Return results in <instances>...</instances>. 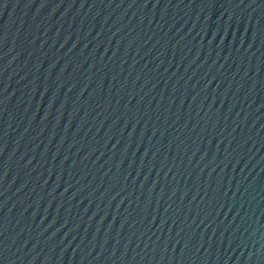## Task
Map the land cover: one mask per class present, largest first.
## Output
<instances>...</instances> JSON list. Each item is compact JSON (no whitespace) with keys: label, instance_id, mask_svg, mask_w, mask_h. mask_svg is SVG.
Instances as JSON below:
<instances>
[{"label":"water","instance_id":"95a60500","mask_svg":"<svg viewBox=\"0 0 264 264\" xmlns=\"http://www.w3.org/2000/svg\"><path fill=\"white\" fill-rule=\"evenodd\" d=\"M0 264H264V0H0Z\"/></svg>","mask_w":264,"mask_h":264}]
</instances>
